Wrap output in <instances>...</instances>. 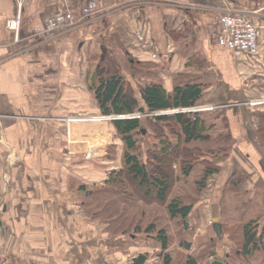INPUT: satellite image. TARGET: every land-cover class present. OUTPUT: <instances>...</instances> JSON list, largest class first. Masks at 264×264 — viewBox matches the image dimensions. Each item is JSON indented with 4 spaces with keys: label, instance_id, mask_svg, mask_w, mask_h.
<instances>
[{
    "label": "crops",
    "instance_id": "1",
    "mask_svg": "<svg viewBox=\"0 0 264 264\" xmlns=\"http://www.w3.org/2000/svg\"><path fill=\"white\" fill-rule=\"evenodd\" d=\"M89 1L98 12L75 30L45 43L32 36L65 6L78 11ZM17 11L14 0H0V264H125L124 251H154L149 241L133 246L125 236H109L107 225L84 211V197L121 165L111 122L92 121L102 116L91 90L101 67L120 76L140 106V89L151 83L169 94L199 85L197 104L215 107L208 117L223 118L230 151L216 161L198 211L211 213L222 230L225 194L247 197L228 200L230 210L264 211V152L257 142L264 117V0H23L15 39L5 22ZM226 11L247 13L257 27L256 58L218 45ZM137 29L156 59L139 50ZM217 132L223 133L214 127L211 134ZM110 146L119 153L115 162L106 159ZM202 219L194 222L196 232Z\"/></svg>",
    "mask_w": 264,
    "mask_h": 264
},
{
    "label": "trees",
    "instance_id": "2",
    "mask_svg": "<svg viewBox=\"0 0 264 264\" xmlns=\"http://www.w3.org/2000/svg\"><path fill=\"white\" fill-rule=\"evenodd\" d=\"M91 90L102 116L136 113L150 116L111 121L115 138L121 143V165L108 174L104 185L96 186L90 195L84 197L85 214L92 221L106 224L109 236H133L158 246L162 264H174L169 253L171 237L168 230L159 227L156 218L148 217L146 209L163 207L170 223H175V227L179 222L183 225L193 211H198L199 195L206 188L208 177L218 171L216 161L230 151L229 136L211 134L214 124H207L200 114H158L194 107L202 94L199 85L175 87L169 94L160 84L151 83L140 89L143 103L140 106L126 89L122 78L111 68L105 72L101 67L94 74ZM144 139L150 142L146 148L141 144ZM257 142L264 152V117L259 119ZM115 157L116 147L110 146L106 159L114 160ZM194 173L195 180L191 179ZM241 180V175L234 176L229 185L235 188ZM238 198L245 201L247 197L223 195L220 211V221L224 225L222 234L227 239L230 236L226 234V228L236 226L235 231H239V249L233 255L234 264H252L258 255L261 256L258 264H264V227L258 223L264 211L255 205L251 206L252 210L242 213L230 210L226 202ZM110 204L114 212L107 218L106 210ZM178 246L186 251L190 249L186 239ZM146 259V255L140 254L132 264H145ZM178 264L198 262L189 255Z\"/></svg>",
    "mask_w": 264,
    "mask_h": 264
},
{
    "label": "built area",
    "instance_id": "3",
    "mask_svg": "<svg viewBox=\"0 0 264 264\" xmlns=\"http://www.w3.org/2000/svg\"><path fill=\"white\" fill-rule=\"evenodd\" d=\"M16 2L18 11L17 15L12 19H7L5 22V29L13 33L14 38L18 39L21 15L20 8L23 0H14ZM98 12V5L95 1L87 2L78 11L70 6H65L60 11L54 13L44 25L36 27L32 31V36L37 38L40 42L45 43L58 35L70 33L79 27L84 21L92 17ZM219 30L217 35V43L220 47L228 49L234 53L245 55L249 58H256L259 53L258 33L257 27L251 22L247 13L226 11L219 16ZM134 40L140 51L151 55L152 59L158 56L151 52V41L147 38L142 30L137 29L133 33ZM215 107H194L184 110H172L158 113L172 114V113H193L212 111ZM157 114V115H158ZM156 115V114H155ZM148 115L132 114L126 116H100L92 121L95 122H110L117 119H132L142 118ZM71 121V120H70Z\"/></svg>",
    "mask_w": 264,
    "mask_h": 264
},
{
    "label": "rangeland",
    "instance_id": "4",
    "mask_svg": "<svg viewBox=\"0 0 264 264\" xmlns=\"http://www.w3.org/2000/svg\"><path fill=\"white\" fill-rule=\"evenodd\" d=\"M194 107H201L200 105L196 104ZM192 107V108H194ZM215 110V109H214ZM206 112H211V111H206ZM206 112H200L198 114H200L202 117H205V120L207 122V124H214L215 122L217 123L216 126L214 127H218L219 131H222V135H225L226 132H224L225 128H224V120L223 118L219 117V119L216 116H219L218 114H212L209 117L205 114ZM194 114V113H193ZM219 132L216 133V135ZM141 144L143 145V148H146L148 145H150V142H147L146 139L141 140ZM141 156L142 155V152ZM119 153L116 149V157H118ZM115 157V159H116ZM115 159L112 160V162H115ZM110 161V160H108ZM195 175L192 176L193 180H195L196 177V173H194ZM189 184V183H187ZM204 191V190H203ZM203 191L200 193L199 195V203H202L204 201L203 198L206 197H201ZM190 193V192H189ZM204 196V194H203ZM210 198V195L208 196V200ZM207 199V198H206ZM111 200H113L111 198ZM205 203V202H204ZM203 203V204H204ZM111 205V204H110ZM201 205V204H200ZM123 209V206H122ZM146 209V208H145ZM203 209V208H199ZM121 210V208H120ZM147 213H148V217H153L156 218L158 220V225L159 227H165L168 230V233L171 237V244L169 247V253L171 254L174 264H178L179 262H183L184 258L186 256H193L197 259L198 264H211L216 258H222L224 259L225 256H227L225 264H234V253L238 251L239 249V231L236 230L234 227L231 228H226L225 232L226 234H228L230 236V238L225 239L224 235L222 234V229H221V236L220 237H216L212 231V217H211V213H208L206 215H204V213H200L199 211H193L191 216L189 218H187V220H185L184 224L182 225V223H177V226L175 227V223H170L169 220L167 219V215L165 213V210L163 209V207H149L146 209ZM151 211V212H148ZM106 212H108V214L106 215V217H109V213H113L114 212V207H112V205L110 206V208L108 209V211L106 210ZM221 216V215H220ZM105 218V216H104ZM198 218H203L202 219V226L199 228L198 232H196L197 230V226L196 224H194V222H196L198 220ZM149 221V220H148ZM222 221V220H221ZM220 221V222H221ZM144 223H147V220H145ZM168 223V224H167ZM219 223V221H218ZM258 223L260 227H264V212L262 214L261 217L258 218ZM230 226V225H229ZM186 228H187V233L186 232ZM109 229V228H108ZM110 231H112V229L110 228ZM190 234H189V233ZM227 235V237H228ZM133 237V236H132ZM131 236H125L124 239L129 240L130 243H128L129 245H133L134 246V241H140V243L145 242V240L141 239V238H136ZM131 238V239H130ZM186 239L187 241H189L190 244V249L188 251L182 249L181 247H179V243L181 242V240ZM212 239V242L210 243V240ZM148 247L153 249L154 251H152L149 255L147 253H145V251H147V249L142 250V248L139 247V249H137V253L135 251L129 250V251H124L123 252V258H124V263L125 264H131L133 262V260L140 254H144L147 256L148 259V264H162L161 258L159 256L160 254V250L158 251L159 247L155 246L152 243L147 242ZM158 248V249H157ZM129 249V248H128ZM157 249V250H155ZM258 259L256 261H251L252 264H258L260 263V255L257 256ZM147 260V259H146Z\"/></svg>",
    "mask_w": 264,
    "mask_h": 264
},
{
    "label": "water",
    "instance_id": "5",
    "mask_svg": "<svg viewBox=\"0 0 264 264\" xmlns=\"http://www.w3.org/2000/svg\"><path fill=\"white\" fill-rule=\"evenodd\" d=\"M195 115H197V113H195ZM212 229L217 237L221 236V227L217 219L213 220ZM212 264H225V259L223 260V259L217 258L215 261H213Z\"/></svg>",
    "mask_w": 264,
    "mask_h": 264
},
{
    "label": "bare ground",
    "instance_id": "6",
    "mask_svg": "<svg viewBox=\"0 0 264 264\" xmlns=\"http://www.w3.org/2000/svg\"><path fill=\"white\" fill-rule=\"evenodd\" d=\"M89 125H91V124H89ZM93 125V124H92ZM80 128V127H79Z\"/></svg>",
    "mask_w": 264,
    "mask_h": 264
}]
</instances>
